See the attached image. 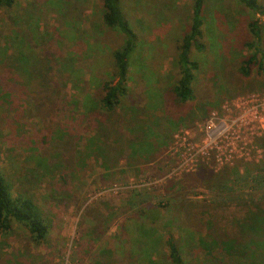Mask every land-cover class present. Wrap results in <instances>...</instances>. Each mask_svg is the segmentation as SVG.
I'll return each instance as SVG.
<instances>
[{"label": "rangeland", "instance_id": "1", "mask_svg": "<svg viewBox=\"0 0 264 264\" xmlns=\"http://www.w3.org/2000/svg\"><path fill=\"white\" fill-rule=\"evenodd\" d=\"M52 1L55 0H16L12 10L0 13L1 44L10 31L13 18L19 20L17 25L24 21L35 34L31 46L23 40V35H19L17 47L23 49L19 55H24L19 58L27 62L22 69L31 70L32 60H37L38 56L42 64L54 63L59 56L68 53L79 59L72 74L73 67L63 69L60 66V73L43 69L40 80L45 83L46 91L37 88V79L27 81L21 70H11L6 77L0 69V93L4 94V99L8 96L14 97L15 101L31 98V103L27 104L32 107L31 112L36 107L50 111V102L44 99L57 95L55 90L49 92L48 89L50 83L57 84L64 91L59 95L65 94L64 106L73 117V122L67 118L53 122L59 127L64 125L70 134L71 143L65 150H54L52 143H46L47 135L51 133L50 129L41 127L44 119L41 114L21 118L19 126L10 129L4 127L0 117V172L11 183L12 195L21 193L31 197L44 211L49 223L46 240L38 244L30 240L21 225L13 224L9 232L0 235V250L17 255L10 256L15 264L19 261L28 264H100V253L111 246L114 252L121 249L123 253H115L118 264H131L134 260L129 261L128 253L131 252L130 238H134L132 233L138 230L135 226L144 223L151 228V233L163 236L170 228L167 223L173 219L179 227L174 229L175 238L178 230L191 231L183 214L172 209L180 200L174 196V199H167L164 187L168 181L178 183L176 192L181 187L183 175L198 173L200 168L216 172L223 165L234 166L236 161L253 162V182L237 181L239 186H244L239 188L232 180H226L223 184L233 191L224 188L212 192L198 187L192 191L196 194L182 191L180 197L183 201L204 203L206 212L212 216L214 211L220 216L224 213L222 221L231 212H244L246 208L242 204L264 201V170L258 165L262 151L253 142L254 137L264 135V76L253 72L244 78L237 71L242 59L252 53L245 47V43L252 40L249 22L259 20L264 47L263 16L255 15L238 0L204 1L200 41L204 50L192 49L190 55L199 64L193 83L194 99L180 104L171 92L177 79L174 61L178 40L188 30L192 0H121L122 9L137 35V44L129 60L127 95L117 106V116L105 120L103 116L108 114L101 112L96 100L102 96V84L112 77L111 54L122 45V36L103 26L101 0L80 2V16L73 24L77 31L73 34L63 29L71 21L69 15L64 17L63 13L51 9ZM259 2L264 6V0ZM11 82L23 86L18 89L11 86L9 93L6 84ZM39 97H42L41 102ZM75 101L76 107L70 109ZM89 101L93 112L86 116L84 105L88 106ZM5 107L8 108L6 104ZM69 111L66 113L70 114ZM123 113L132 119L130 126L133 123L152 126V129L146 127L145 140L129 152L131 155L132 151L143 154L144 150L148 155L142 160L127 155L125 159H119L117 166L105 169L93 154L81 153L82 140L92 137L96 133L95 127H102V122L116 123L120 128L123 122L118 115ZM212 125L223 132L212 133ZM128 134L126 131L124 135ZM129 136L132 139L135 133L131 132ZM42 138L45 145L40 146ZM211 139L214 140L209 143ZM75 140L79 143H73ZM151 145L155 146L153 152L143 149H151ZM28 149L46 150L43 164L51 168L46 179L42 175L37 176L39 180L36 181L35 167L38 171L45 169L36 165L29 155L32 151ZM41 157V153L33 155V158ZM245 172L240 167L239 177ZM142 211L147 217L136 221ZM103 230L105 232L99 236ZM182 234V239L188 238ZM139 243L144 245L145 240L141 239ZM187 244L179 248L190 263L194 251ZM149 253L163 264L166 253L162 248L159 253L154 249Z\"/></svg>", "mask_w": 264, "mask_h": 264}, {"label": "trees", "instance_id": "2", "mask_svg": "<svg viewBox=\"0 0 264 264\" xmlns=\"http://www.w3.org/2000/svg\"><path fill=\"white\" fill-rule=\"evenodd\" d=\"M204 1L205 0H192L188 30L183 34L182 38L178 40L176 48L177 54L174 66L176 67L177 79L171 88V92L176 102L180 104L194 99L193 83L196 73L199 70V64L196 60L192 59L190 55L192 49L198 52L204 50L203 44L200 42L203 37ZM238 1L255 15L264 17V6L259 0ZM80 2H82V0H55L52 1V5L50 4L51 9L57 11L59 14L63 13L62 15L64 17H68L69 15L68 19H71L70 22L68 21L69 26L67 25L63 29L71 31L72 34L77 31L73 24L80 16ZM15 3L16 0H0V13L2 11L12 10ZM101 5V20L103 26L121 34L123 39L122 45L111 54L112 77L109 81H105L102 84V96L96 100L98 101L97 104L101 112L108 114V116H103L105 120H108L112 115L117 116V106L122 98L127 95L129 60L136 48L137 35L122 9L121 0H101ZM71 10H75L73 14L70 13ZM11 19L12 18H10V20ZM18 21L19 20H16V18L11 20L10 31L8 35H5L4 42H2V44L0 42V69L6 77L9 76L11 70H21L26 75L27 81L28 79H37V88H43L45 90L46 85L40 80L42 79L43 69L48 72L55 71L60 73L62 71L60 70V66H62L63 69L75 68L71 70V74L76 71V62H78L79 59L73 58L74 56L69 55V53L66 55L62 54L59 56L58 60L51 64H49L50 62L42 64L38 56L37 60H32L31 70L22 69L21 67L26 66L27 62L19 58L20 56H24L23 53L19 55V51L22 48L18 49L17 47L19 44V35H23V40L30 45V43L34 42L35 34L32 28L30 30L29 27H26L24 21L21 23L19 22L17 25ZM247 26L252 40L246 42L245 47L248 51H252V53L242 59L237 68L238 74L244 78L250 77L253 72L258 76H264V47L262 44L259 20H253L249 22ZM28 30H30V33ZM54 39L58 43V40L56 38ZM43 54H45V52H43ZM46 56H49V54L46 53ZM27 81L25 82L27 83ZM66 83L67 79L64 80L63 85L65 86ZM52 84L53 83H50L49 85V92L55 90L58 97L56 98V95L44 99L46 102H50V111L48 108L43 109L40 107L38 109V107H36V110L31 112L30 110L32 107L27 105L31 103V98H27L25 101H15V98L11 96L4 99V94L0 93V117L2 118L4 127L10 129L9 127L11 126H14V128L19 126L21 118L26 119L30 114H39V116L41 114V117L44 118L43 123L40 124L41 127L43 128L45 126L44 129L47 131L50 129L51 133L47 135L46 143H52V149L54 150H65L69 148L68 143H71L69 138L70 134L64 125L63 127H59L53 122L58 118L61 120L67 118L70 122H73V117L71 116V111L66 110L64 106L63 96L65 94L59 95L61 92L64 93L63 89L57 86V84H53V88L51 89ZM21 85L22 84L19 82L7 83L6 90L10 93L11 86H17L18 89ZM1 86L2 83L0 82V88ZM11 90L14 91V89ZM39 101H42V97H39ZM75 103L76 101L73 102L70 109L76 107ZM5 104L8 108L5 107ZM90 104L91 102L89 101L88 106L84 105L87 107L86 116L93 112V108L89 107ZM10 106H12L11 109ZM13 107H15V109H13ZM66 111H69L70 114H67ZM132 113L131 111V114ZM118 116L123 122L120 128L116 123L114 125L111 122H102L100 124L102 127H95L96 133L92 134V137L82 140L83 147L81 153L86 154L87 152L93 154L96 160L98 159L101 164H104L105 169H112L114 166H117L119 159H125L127 155H129L128 157L130 158L140 160H142L143 157L146 158L148 155L144 150H142L143 154L134 153L132 151L133 155H131L129 152L133 150V147L145 140V129L146 127L152 129V126L146 123H133V126H130L132 124V119L128 118L127 114L125 115V113H123ZM47 119L48 122H46ZM83 121L84 120H81V122ZM121 129L125 135L127 131L129 134L131 132L135 133V136L129 139V134L127 135L128 137L125 136L121 132ZM112 135L114 138H112ZM148 135L150 134L148 133ZM42 141L43 138L41 139L40 146L44 144ZM156 142L157 145L160 144L159 141ZM253 142L262 151L261 160L258 162V165L261 166V168H259L260 170H264V135L254 137ZM73 143H79V141L75 140ZM37 146L38 145H35L34 147L37 148ZM99 148L101 149L100 151H98ZM143 149L152 151L155 149V146L151 145V149L145 147ZM35 150L36 149L29 150L32 151L29 155L35 160L36 165L40 166V169L42 166L45 169L44 171H38L39 168L35 167L34 177L36 181H38L39 179H37V176L44 175L43 178L46 179L48 174L51 173V168L43 164L47 157L43 155V153H47L46 150H42V152H40L39 149ZM40 153L43 157L33 158V155H39ZM74 154L78 155L76 152H74ZM29 155H27V157ZM27 157L26 159L28 160ZM46 163L49 164V161ZM235 163L236 164L232 167L223 165L216 172L206 168H200L198 173L185 174L179 183L181 187L176 192H174L177 187L175 185H178V183L168 181L164 187L167 199H174V196L177 201L180 200V202L173 205L174 208L172 207V209L173 211H178L180 214H183V218L191 228V231H186L184 229L178 230L176 231L178 235L175 238L174 229L178 226L173 219L167 223V226H170V228L163 236L157 233H151V228L147 227L144 223L135 226L138 230L132 233L134 238H130L131 252L129 251L128 253L129 261L131 258L134 260L131 264H160L155 258H152L149 253L151 249L159 253L160 248L166 253L163 264H264V201L256 200L247 202V205L242 204L243 208H246L244 212H231L230 216H228L225 221H222L221 218L224 213L220 216V214L214 211L215 215L212 216L206 212L204 203L197 204L193 201H183V198L180 197L182 191L184 193L192 192L198 187L205 188L212 192H217L224 188L225 191H233V188L228 187L227 184H223L226 180H232V182H235L234 185L236 186H239L237 181H242L241 183L243 184L253 182L252 172L254 171H251V166L254 165L253 162L240 163L236 161ZM240 167H243L246 171L241 177L238 175ZM243 187L244 186H239V188ZM11 191V183L6 176L0 172V235L9 232L13 228V224H19L28 233L33 243L38 244L45 241L49 231V223L44 211L38 207L31 197L23 196L21 193H16V195L13 196ZM177 192L179 194L175 195ZM192 193L196 194L194 192ZM157 206H160V204ZM162 208H164V206ZM146 217L147 215L142 211L135 220L138 221L140 218L145 219ZM100 225L104 226L103 223H100ZM104 232V230L99 232V236ZM182 233L186 234L188 238L182 239ZM141 239L145 240L144 245L139 243ZM186 241L189 243L191 250L194 251V259L190 258V263H187V260L184 259L179 248L185 244L188 245ZM140 246L142 247L140 248ZM115 253L123 255L121 249H119L118 252L116 250L114 252L113 247L107 246L103 249L102 253H100L98 261L100 264H118ZM10 256L16 257L17 255H10L0 250V264H15ZM18 264H28V262L19 261Z\"/></svg>", "mask_w": 264, "mask_h": 264}, {"label": "built area", "instance_id": "3", "mask_svg": "<svg viewBox=\"0 0 264 264\" xmlns=\"http://www.w3.org/2000/svg\"><path fill=\"white\" fill-rule=\"evenodd\" d=\"M217 130H218V128L212 125V128H211V132H212V133L217 132L216 134H221V133L223 132V131H217ZM213 140H214V139H211V140L209 141V143H211ZM210 150H212V149H210ZM193 155H194V153H193V154H190V157H192ZM219 158H220V157H219ZM185 165H186V164H185Z\"/></svg>", "mask_w": 264, "mask_h": 264}]
</instances>
